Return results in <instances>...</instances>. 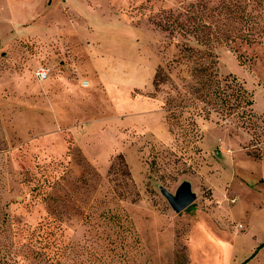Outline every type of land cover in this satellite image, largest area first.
<instances>
[{"label": "rangeland", "instance_id": "rangeland-1", "mask_svg": "<svg viewBox=\"0 0 264 264\" xmlns=\"http://www.w3.org/2000/svg\"><path fill=\"white\" fill-rule=\"evenodd\" d=\"M218 2L0 0V264H264V248L252 254L264 239V138L205 118L181 54L206 50L189 18L215 22ZM260 37L209 48L264 119ZM104 60L123 85L108 97L90 84ZM158 66L178 89L162 85L153 103ZM119 155L133 192L119 161L109 174ZM182 184L196 199L177 214L163 192Z\"/></svg>", "mask_w": 264, "mask_h": 264}, {"label": "trees", "instance_id": "trees-1", "mask_svg": "<svg viewBox=\"0 0 264 264\" xmlns=\"http://www.w3.org/2000/svg\"><path fill=\"white\" fill-rule=\"evenodd\" d=\"M196 7L198 5H190L187 12L190 13ZM212 12L218 19L211 24L205 22L197 24L195 15L189 18L192 22L189 33L197 36L198 43L206 47V50L203 51L185 46L181 51L182 57L189 59L193 64L191 77L195 82L189 86L190 94L202 104L200 111L204 113L206 119L212 113L219 116L221 120L236 119L242 127L253 130L254 141L259 144L260 139L264 138V119L253 113L251 109L253 106L252 97L243 84L232 75L219 76L216 56L211 52L209 46L214 40L219 43H232L236 40L246 44L259 43L258 39L262 40L263 37L260 35L264 33V28L259 27L260 23H264L262 15V12L264 13V0H219ZM219 23L221 24L218 25ZM178 62V60L174 61L175 64ZM165 84L178 89L177 86H174L168 70L163 66H158L152 77L154 92L146 96L156 99L155 93ZM176 107L183 109L188 106L179 102L176 106L173 105V110ZM171 119L174 120L175 116L167 119L169 128L171 127ZM260 129L262 132H259ZM253 157L259 159L261 156L253 154ZM116 161H119L121 170L126 176L129 191L133 192L135 185L122 155L113 160L109 174L114 171ZM119 196L126 197V194L120 193ZM262 246L264 244L260 247Z\"/></svg>", "mask_w": 264, "mask_h": 264}, {"label": "crops", "instance_id": "crops-1", "mask_svg": "<svg viewBox=\"0 0 264 264\" xmlns=\"http://www.w3.org/2000/svg\"><path fill=\"white\" fill-rule=\"evenodd\" d=\"M91 70L94 71L95 77L94 78L91 77L92 79H91L90 84L92 85L93 89L95 91H99L100 94H103L104 96L106 94L107 95L106 97H108L109 96V92H108L109 89L111 90L112 88H115V89H118V88L122 89L123 88L122 84L118 85V84H114L113 82H112L113 84H111V82L109 81V77H108L109 63H108V60L95 62L94 64H92ZM98 86L100 88L101 87L103 88V89H101L102 93L100 92ZM150 101H152L153 103L156 102L154 99H151ZM256 187H259V186H256ZM247 190L249 191L250 189H247ZM262 240L263 241L260 242V245L257 247L256 251L254 253H252L254 250V249H252L249 253L256 254L259 249L260 250L263 249L264 246L260 247L262 244H264V239H262ZM257 245H258V243H255L254 246H257Z\"/></svg>", "mask_w": 264, "mask_h": 264}, {"label": "water", "instance_id": "water-1", "mask_svg": "<svg viewBox=\"0 0 264 264\" xmlns=\"http://www.w3.org/2000/svg\"><path fill=\"white\" fill-rule=\"evenodd\" d=\"M163 196L166 198L173 211L177 214L191 206L196 199L188 184H182L176 191L175 195L164 191Z\"/></svg>", "mask_w": 264, "mask_h": 264}, {"label": "built area", "instance_id": "built-area-1", "mask_svg": "<svg viewBox=\"0 0 264 264\" xmlns=\"http://www.w3.org/2000/svg\"><path fill=\"white\" fill-rule=\"evenodd\" d=\"M36 79L38 81H45L46 79H48L49 77V70L46 68H38L37 70H35L34 73ZM88 83L87 82H83V85L86 86Z\"/></svg>", "mask_w": 264, "mask_h": 264}]
</instances>
